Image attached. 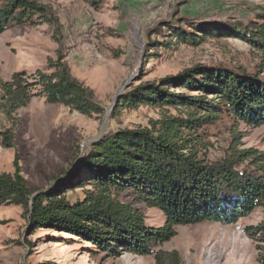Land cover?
<instances>
[{"label":"trees","instance_id":"obj_1","mask_svg":"<svg viewBox=\"0 0 264 264\" xmlns=\"http://www.w3.org/2000/svg\"><path fill=\"white\" fill-rule=\"evenodd\" d=\"M47 16L34 1L0 0V33L13 25L49 22ZM148 34L162 43L155 38L148 41L147 52L161 45L199 46L225 38L248 46L258 61L251 68L196 65L157 82L129 86L115 101L112 117L123 108L140 106L173 107L179 114L150 121L148 128L117 129L102 136L69 174L54 176L47 190H29L15 159L13 173L0 174V207H20L27 226H49L84 238L113 258L127 252L152 256L154 264H182L176 251L158 250L175 235L174 227L206 221L230 225L255 209L264 213V154L232 147L219 161L200 156L201 131L220 116L250 128L264 126V14L245 22L178 18ZM64 58L58 55L44 72L33 76L18 72L9 82L0 79L2 114L11 118L32 98L43 96L47 104L84 117L102 115L92 90L70 74ZM173 86L186 93L169 91ZM12 140L11 130L0 133L4 148H11ZM75 189H81L82 196L66 199ZM124 189L147 208L159 210L164 225L147 226L140 212L118 201ZM246 232L264 243V222ZM261 251L257 261L264 264V248Z\"/></svg>","mask_w":264,"mask_h":264},{"label":"rangeland","instance_id":"obj_2","mask_svg":"<svg viewBox=\"0 0 264 264\" xmlns=\"http://www.w3.org/2000/svg\"><path fill=\"white\" fill-rule=\"evenodd\" d=\"M44 7L49 22L13 25L0 33V79L14 73L44 72L62 55L70 74L92 90L102 107L100 116L84 117L61 105L34 97L11 118L0 111V133L11 130V148L0 141V174H12L16 159L31 191L47 190L54 176L69 171L89 146L117 129L148 128L150 121L178 115L173 107L123 108L111 116L115 101L129 86L176 75L196 65L251 68L258 59L248 46L233 39H209L199 46L161 45L146 51L149 35L161 23L178 18L224 21L253 19L264 14V0H31ZM168 40L167 34L165 40ZM152 50V52H151ZM173 86L169 91L186 93ZM180 91V92H179ZM196 96V93L191 94ZM200 156L219 161L236 151L264 154V126L250 128L220 116L203 128ZM74 161V162H73ZM247 165L244 164L243 166ZM81 189L66 194L75 201ZM153 228L164 225L162 213L147 208L130 189L117 195ZM264 222L255 209L235 224L203 222L174 227L175 235L158 250L176 251L182 264H259L264 243L246 229ZM0 264H154L152 256L122 252L117 258L98 251L84 238L49 226H27L20 207H0Z\"/></svg>","mask_w":264,"mask_h":264},{"label":"water","instance_id":"obj_3","mask_svg":"<svg viewBox=\"0 0 264 264\" xmlns=\"http://www.w3.org/2000/svg\"><path fill=\"white\" fill-rule=\"evenodd\" d=\"M78 159H79V158H78ZM73 162H74V161H73ZM76 163H77V162H75V163L72 164V167L69 169V171H67L68 174L71 172L72 168H74V166H75Z\"/></svg>","mask_w":264,"mask_h":264}]
</instances>
